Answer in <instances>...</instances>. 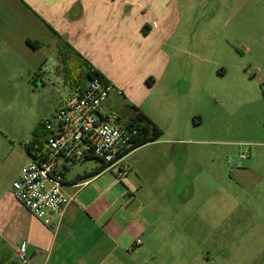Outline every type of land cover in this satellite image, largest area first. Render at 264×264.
Here are the masks:
<instances>
[{"label":"rangeland","instance_id":"rangeland-1","mask_svg":"<svg viewBox=\"0 0 264 264\" xmlns=\"http://www.w3.org/2000/svg\"><path fill=\"white\" fill-rule=\"evenodd\" d=\"M151 2L146 13L159 28L147 40L154 47L147 61L159 66L168 58L169 77L179 79L175 89L184 94L176 104L178 119L191 108L196 112L187 128L158 119L163 130L158 139L179 142L142 145L125 158L143 178V196L166 208L161 217L168 226L169 257L163 261L264 264V0ZM168 2L176 3V11ZM24 9V17L10 18V26L25 45V78L0 94L2 185L12 184L24 143L44 119H53L68 89L57 68L56 34L43 24L39 28L30 9ZM25 34L40 38L42 46L31 48ZM35 65L42 66L45 78L37 87L31 73ZM164 83L154 94L164 90ZM190 85L187 94L183 90ZM143 92L132 85L129 96ZM85 161L71 173L100 162Z\"/></svg>","mask_w":264,"mask_h":264},{"label":"crops","instance_id":"crops-1","mask_svg":"<svg viewBox=\"0 0 264 264\" xmlns=\"http://www.w3.org/2000/svg\"><path fill=\"white\" fill-rule=\"evenodd\" d=\"M151 1L0 0V94L8 86L14 90V82L25 78L22 57L25 45L21 39L19 43L18 32L10 26V18L24 17L26 7L33 13L39 28L43 24L50 32L58 33L120 91L109 95L103 105L105 109L116 110L126 119L130 114L126 105L134 104L156 124L161 118L174 126L187 128L188 124L194 123L196 112L191 108L183 114L182 121V117L178 119L176 104L184 94L176 92L179 79L169 77L168 58L165 57V62L159 66L147 61L151 56L149 50L154 48L147 40L159 28L153 26L152 17L146 13ZM10 4L13 10L9 9ZM168 4L172 6L170 10L176 11L175 2ZM25 35L40 41L42 46L40 38ZM15 36H18L16 43ZM20 37L24 39V34ZM164 42L162 40L155 49L160 50V44ZM36 67L37 71L31 73L37 87L45 78L42 66ZM147 77L151 80L145 84ZM162 81L165 82L164 90L154 94ZM132 85L138 91H144L141 97L129 96ZM67 86L66 95L58 99L55 108L71 93L72 89ZM186 90L183 91L189 94L191 85ZM112 95L121 99L122 104ZM160 142L179 141L158 139L143 145ZM21 152L20 168L30 158L24 146ZM77 163L66 168L63 190L72 196V201L55 225L43 223L14 197L11 185L0 183V264H21L18 247L22 243L26 245L30 264H167L163 259L169 257L166 247L168 226L161 217L166 208L143 196V178L137 172L133 173L128 164V173L118 181L116 167L96 170L101 162L89 170L71 173ZM20 168L13 173V180ZM136 239L141 243L134 245ZM170 255L173 257V253Z\"/></svg>","mask_w":264,"mask_h":264},{"label":"built area","instance_id":"built-area-1","mask_svg":"<svg viewBox=\"0 0 264 264\" xmlns=\"http://www.w3.org/2000/svg\"><path fill=\"white\" fill-rule=\"evenodd\" d=\"M114 91L120 93L104 77L88 78L81 89L72 90L54 109L53 119L43 121L44 154L30 157L12 181L14 197L46 225L58 223L72 201L63 190L69 165L95 158L116 167L118 181L128 173L125 151L138 130L117 112L103 107ZM140 243V239L134 241V245ZM18 258L21 264H30L24 243L18 247Z\"/></svg>","mask_w":264,"mask_h":264},{"label":"trees","instance_id":"trees-1","mask_svg":"<svg viewBox=\"0 0 264 264\" xmlns=\"http://www.w3.org/2000/svg\"><path fill=\"white\" fill-rule=\"evenodd\" d=\"M52 32L56 34L58 38L56 46L59 65L57 68L62 72L70 89H81L88 78L103 77L101 73L88 64V61L83 58L79 52H77L67 41L63 40L58 33L55 31ZM26 43L33 49H37L41 46L40 41L31 40L29 38L26 39ZM126 107L130 112L129 116L126 118L127 123L138 130L133 143L125 151V153H128L133 148L158 139V137L162 135L163 130L138 106L127 104ZM45 140L46 132L43 122H41L40 127L35 131L33 137L24 143L25 151L32 158L36 159L41 157L44 154ZM107 167L108 164L101 162L96 170L101 171Z\"/></svg>","mask_w":264,"mask_h":264}]
</instances>
